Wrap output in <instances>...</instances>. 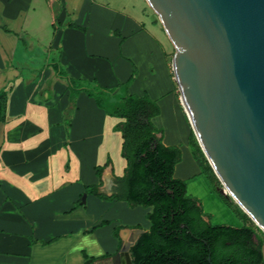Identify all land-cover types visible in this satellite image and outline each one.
<instances>
[{"label": "crops", "instance_id": "1", "mask_svg": "<svg viewBox=\"0 0 264 264\" xmlns=\"http://www.w3.org/2000/svg\"><path fill=\"white\" fill-rule=\"evenodd\" d=\"M173 53L146 0H0V264H123L122 242L151 225V206L85 193L95 184L111 195L124 174L114 130L124 119L84 91L71 97L52 60L104 87L132 78L127 94L157 102L151 121L164 145L180 149L173 176L186 182L205 173L190 146Z\"/></svg>", "mask_w": 264, "mask_h": 264}, {"label": "water", "instance_id": "2", "mask_svg": "<svg viewBox=\"0 0 264 264\" xmlns=\"http://www.w3.org/2000/svg\"><path fill=\"white\" fill-rule=\"evenodd\" d=\"M146 1L175 46L180 100L221 193L264 229V0Z\"/></svg>", "mask_w": 264, "mask_h": 264}, {"label": "trees", "instance_id": "3", "mask_svg": "<svg viewBox=\"0 0 264 264\" xmlns=\"http://www.w3.org/2000/svg\"><path fill=\"white\" fill-rule=\"evenodd\" d=\"M48 64L54 66L56 76L66 78L71 97L84 91L106 114L124 119L114 127L123 139L124 174L115 178L111 195L98 193L95 184L87 186L85 193L124 200L130 207H152L146 215L149 230L142 232L130 248L133 264H264L261 244L246 213L239 211L247 226L212 225L204 219L198 200L186 195V183L173 176L180 149L164 145L151 121L159 113L157 102L146 95L127 94L132 78L115 87H104L95 79L70 77L57 60ZM121 88H125L122 93ZM4 95L0 89V99ZM190 146L193 151L198 149L192 137ZM194 157L198 159L196 154ZM94 169L101 178L103 166ZM224 202L229 205L226 199Z\"/></svg>", "mask_w": 264, "mask_h": 264}, {"label": "rangeland", "instance_id": "4", "mask_svg": "<svg viewBox=\"0 0 264 264\" xmlns=\"http://www.w3.org/2000/svg\"><path fill=\"white\" fill-rule=\"evenodd\" d=\"M175 51L176 49L174 46V53ZM173 76H174V73H173ZM175 82H176V79H175ZM176 88L178 89L177 82H176ZM123 90H125V88L124 89L121 88L119 92L122 93ZM178 94L180 95L179 89H178ZM179 100H180V96H179ZM180 104L182 107V111L188 120V117L181 103V100H180ZM165 119L166 118H162V117L160 119L158 118V120H155V124H160L161 122H164ZM191 137H192V140L198 145V149L194 150L195 152L193 151V153L196 154L205 173H201L196 178L185 182L187 184L186 185V195L194 196L199 201L201 200L203 213L208 217L210 224L229 225L233 227L242 226L245 222L240 217L239 211H243V210L240 208L238 203L232 198V196L229 193H223V194L221 193V190L223 189L224 186L222 185L219 178L216 176L215 172L213 171L204 152L199 146L198 140L193 131H192ZM210 178H212L213 180ZM224 199H226L229 205H227L224 202ZM250 224H251V227H253L254 229L255 239H257L261 244V250L264 256V231L259 226H257L252 220L250 221Z\"/></svg>", "mask_w": 264, "mask_h": 264}, {"label": "bare ground", "instance_id": "5", "mask_svg": "<svg viewBox=\"0 0 264 264\" xmlns=\"http://www.w3.org/2000/svg\"><path fill=\"white\" fill-rule=\"evenodd\" d=\"M226 191L230 192L228 188L226 189ZM257 226H259L264 231V229L259 224H257Z\"/></svg>", "mask_w": 264, "mask_h": 264}]
</instances>
